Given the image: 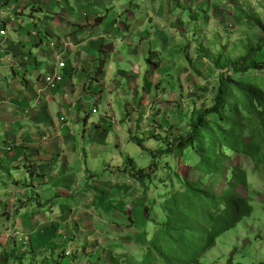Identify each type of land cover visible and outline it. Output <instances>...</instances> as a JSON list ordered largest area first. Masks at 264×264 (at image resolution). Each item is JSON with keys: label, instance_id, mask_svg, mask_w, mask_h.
<instances>
[{"label": "rangeland", "instance_id": "rangeland-1", "mask_svg": "<svg viewBox=\"0 0 264 264\" xmlns=\"http://www.w3.org/2000/svg\"><path fill=\"white\" fill-rule=\"evenodd\" d=\"M90 3L93 4L94 0H90ZM92 7L90 10L99 14L98 18L104 21L102 29L105 32H113L114 28L118 32L122 28L125 34L116 38L113 47L105 49L109 54L108 58L115 62V71L110 80H105L99 86L97 94H102L98 103L100 111L98 115L90 116L91 122L110 113L108 105L117 121L127 119V104L134 103V91L130 90L132 83H128L117 72L128 74L129 64L133 68L138 65L137 73L142 80L156 78L160 81L152 87V99L139 105V109L145 108L141 114L142 124H137L136 134V139L142 142V148L132 142L135 137L129 140V134L126 133L124 139L114 129L109 130L110 141L108 139L105 146L108 150L102 153V160L98 165L94 167L91 164L92 169L86 171V165L75 161L76 199L62 198L65 204L77 201L74 211L71 209L66 216L68 225L74 222L75 227L71 234L73 238L70 237L72 240H68L69 244L64 251L73 256L80 250L84 255L73 264H112V259L122 264H141L147 245L145 236L149 235V242L155 231V223L162 224L165 220L161 207L165 201L167 206H171L173 202L170 199L173 195L185 190L178 183L176 175L199 189L206 188L220 194L229 182L231 169L237 168L246 174L248 188H240L239 191L251 201L253 213L235 229L221 236L201 262L226 264L231 259L237 264L264 262V133L255 116L248 112L241 96L238 95V99L242 101L238 103V107L245 127L243 143L252 149H259L258 156L227 151L228 159L222 172L207 176L197 169L199 158L192 148H188L181 154L176 152L172 156L161 158L155 176L150 181L146 180L143 185L136 179L123 175L121 171L124 166L114 167L120 160V152L117 150L120 142L121 153L134 161L136 169L147 170L152 160L144 150L156 152L165 147V141L167 143L187 132L189 120L214 105L219 80L224 76L240 81L241 84H251L254 91L264 99V69H255L243 76L235 75L232 69V64L245 66L253 61L264 62V55L259 51L264 39V0H111L105 7ZM150 19L152 22H148ZM28 22V17H25L24 26ZM9 29L12 34L11 25ZM151 29L160 31L152 34ZM151 35L155 38L152 39ZM123 38L125 42L121 43ZM142 39L149 45L148 53L137 60L132 58L131 51L138 50L137 45ZM126 122L122 123V128L127 132L131 124H124ZM73 129L81 135L85 130L83 119ZM88 137L89 133L87 139ZM159 137L161 140H158ZM91 142L88 139L87 143ZM83 147L86 148L85 145ZM109 165L114 167L112 174L115 177L108 184L102 185V211L96 212L94 203L83 192L84 187L91 189V184L101 179L104 183L110 176L109 171H105ZM10 171L16 180H24L19 171ZM3 177L2 182H7L10 178L8 174H3ZM32 190V187L28 188V191ZM52 195L50 192H42L43 205L47 204L45 199ZM93 196H96L94 192ZM32 198L29 210H39L41 200L34 191ZM109 206L114 208L111 210ZM63 208L59 211L65 210ZM146 210L149 215L145 213ZM127 214L135 222V228L126 227L129 222ZM50 250L51 248L48 252ZM63 261V264H72L67 257Z\"/></svg>", "mask_w": 264, "mask_h": 264}, {"label": "crops", "instance_id": "crops-1", "mask_svg": "<svg viewBox=\"0 0 264 264\" xmlns=\"http://www.w3.org/2000/svg\"><path fill=\"white\" fill-rule=\"evenodd\" d=\"M109 1L94 0L91 4L90 0H0V31H5L0 35V264L64 263L59 255L66 250L75 227L74 222L68 225L66 216L71 209L74 211L77 201L65 204L62 198L76 199L75 161L86 165V171L92 169L91 164L98 165L102 153L108 150L105 146L110 141L109 130L116 129L124 139L126 133L129 140L135 137L145 110L139 105L152 99V87L160 81L142 80L138 65L133 68L129 64L128 74H117L132 83L130 90L134 91V103L127 104V119L123 121L131 124L130 129L124 131L123 122L116 120L108 104L110 113L91 122L90 116L100 111L99 86L115 71V62L105 49L113 47L116 38L125 34L122 28L105 32L102 18L90 10L92 5L105 7ZM25 17L29 22L24 26ZM158 31L151 29L152 34ZM50 42L55 43V48L48 46ZM148 47L142 39L138 50L131 51L132 58L146 56ZM58 61L65 63L64 81L51 89L43 78ZM100 61L103 67L98 65ZM82 119L85 130L79 135L73 128ZM88 133L92 140L89 144ZM120 145L118 142L120 160L116 168L124 166L128 158L121 153ZM114 167L105 169L110 176L104 183L102 179L92 181L93 191L84 187L96 212L102 211V185L114 179ZM12 169L19 171L24 180H16ZM3 174L10 176L7 182H2ZM33 191L41 200L39 210H29ZM43 191L53 194L45 199L46 205L42 202ZM63 207L65 210L59 211ZM79 251L74 254L76 261L84 257Z\"/></svg>", "mask_w": 264, "mask_h": 264}, {"label": "trees", "instance_id": "trees-1", "mask_svg": "<svg viewBox=\"0 0 264 264\" xmlns=\"http://www.w3.org/2000/svg\"><path fill=\"white\" fill-rule=\"evenodd\" d=\"M259 51L263 56L264 39ZM98 65L103 67L104 62L100 61ZM232 65L234 74L242 76L258 68L264 69V62L253 61L245 66L239 63ZM241 83L225 76L220 78L214 105L189 120L187 132L167 143L165 141V147L156 152H148L143 148L152 160L147 170H137L134 161L126 158L121 173L143 185L146 180L150 181L155 176L161 158L172 156L176 152L181 154L188 148H192L199 158L197 169L207 176L219 175L222 172L228 159L227 151L232 154L258 156L259 149H252L243 143L245 127L239 112L238 103L242 101L238 99V95L245 102L248 112L255 116L263 133L264 99L261 98V94L254 91L251 84ZM132 142L142 148V142L136 139V136ZM262 159L264 164V154ZM176 179L185 190L173 195L170 199L173 202L171 206H167L165 201L161 207L165 220L162 224L155 223V231L149 242L147 241L149 235L145 236L147 245L141 264H202L203 256L216 246L217 240L235 229L253 213L251 201L239 191L240 188H248L246 174L240 169H231L229 182L220 194L206 188L199 189L187 180L182 181L178 174ZM145 213L149 215L148 211ZM127 216L129 222L126 227L135 228L132 217L128 214ZM64 254L63 251L59 257L65 258ZM67 258L72 264L76 261L74 255ZM112 264L122 263L112 259ZM226 264L237 263L231 259Z\"/></svg>", "mask_w": 264, "mask_h": 264}, {"label": "built area", "instance_id": "built-area-1", "mask_svg": "<svg viewBox=\"0 0 264 264\" xmlns=\"http://www.w3.org/2000/svg\"><path fill=\"white\" fill-rule=\"evenodd\" d=\"M4 34H5V31L2 29L0 31V35H4ZM48 46L50 48H55V43L50 42L48 43ZM64 67H65V63L62 61H58V63H56V67H54L53 70L49 71L48 73L44 75V78H43L44 82L49 88L53 89L55 87H58L62 83L63 81L62 71ZM92 112L96 113V110H93ZM61 120L63 121L65 120V118H62ZM64 253H65L64 254L65 257H69V258L71 257V255L69 254L70 252L64 251Z\"/></svg>", "mask_w": 264, "mask_h": 264}]
</instances>
